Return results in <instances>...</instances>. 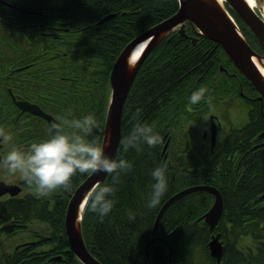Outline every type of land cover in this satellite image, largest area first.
I'll use <instances>...</instances> for the list:
<instances>
[{"label":"trees","instance_id":"16d2710c","mask_svg":"<svg viewBox=\"0 0 264 264\" xmlns=\"http://www.w3.org/2000/svg\"><path fill=\"white\" fill-rule=\"evenodd\" d=\"M50 3L51 0H47ZM76 7L59 8L51 10L53 18L60 22H71L73 42V70L64 72L70 77L68 82L72 83V94L70 98L59 109L58 115L70 116V119H80L89 114H95L100 130H94L93 137L101 143L102 131L105 125L106 114L110 99V73L120 53L145 31L158 25L175 15L179 10V0H74ZM115 14V15H113ZM108 15H112L107 21H99ZM242 23V22H241ZM242 25H244L242 23ZM93 27V29L91 28ZM198 35L189 25L186 28V36L178 32L173 33L161 42L147 57L128 95L124 106L122 118V140L130 133L135 121L132 119L137 109H141L139 119L142 123L154 126L161 137L171 134L175 146L182 148L183 143L178 139L180 130L184 123L186 133L198 129L199 124H205L208 116L212 113L208 104L201 102L196 105L189 103L193 92L201 87L209 89L212 100L215 94H225L220 100L228 101L236 96L238 88L226 85L222 88L213 86L216 82L231 83L243 81L244 84L253 88V85L234 66L223 48L216 42L200 36L194 45L188 36ZM4 47H0V63L3 60ZM71 53V52H70ZM60 65V60L57 61ZM20 64H17L19 66ZM223 66L224 71L220 70ZM236 73V75H232ZM215 81V82H214ZM214 82V83H213ZM191 87V94L186 95L185 102L179 104L173 98H181L183 92ZM17 91V86L14 85ZM248 90V88H247ZM59 96L58 100L64 97ZM259 102L255 103V115H252L250 124L242 130H235L226 142V146H232L234 150L228 152L220 160H201L200 167L191 168L192 160L184 157L177 161L178 168H185L184 173H179L162 197L160 204L154 209H147L145 203L151 193V185L155 182L151 171L155 168L151 164L154 153L160 151L163 142L155 147L143 145V151L135 149L125 151L124 146L119 150L117 160L125 159L133 167L128 173H121L119 181L113 185V176L106 178L101 185H113L116 188L112 211L101 217L97 213L87 212L82 218V230L84 240L89 252L102 264H149L146 257L145 235L148 226L154 221L153 212L159 210L165 203L167 196L176 189H183L201 184H208L221 190L224 199L223 215L218 222L221 229L223 223L231 215L243 213L251 206L252 216L259 215L264 221V202L261 197L264 194V140L258 138V148H254L253 137L256 138L264 130V115L259 111ZM9 113L14 112L11 101L8 103ZM14 119L9 120V127L14 128ZM173 132V133H172ZM255 132V134L252 133ZM246 133L248 136H245ZM245 134V135H244ZM186 139V147L189 150V139ZM121 140V141H122ZM249 142V151L247 144ZM256 144V145H257ZM235 153V151H237ZM244 155L253 157L248 159L250 175L246 174L241 181L218 180L220 170L225 168L227 161H239ZM244 163L237 165L240 169ZM253 174H256L253 177ZM206 200L207 193H201ZM193 196V195H192ZM182 204V203H180ZM177 204L176 206L180 205ZM186 210L185 213H174L175 206H171L166 212L162 227L169 233L177 228L176 240L170 249L175 258L182 259L188 264H205L204 255L198 250L196 255L199 261L193 263V258L188 256L199 243L200 234L191 230L185 231L184 223L193 216L200 218L205 211L211 208L196 199H188L180 206ZM26 208V209H24ZM158 209V210H157ZM32 208L24 203L13 205H0V234L9 233L20 224L25 215L31 213ZM55 212L50 218L63 219V206H56ZM46 213L49 211L46 208ZM136 214L134 221H129V212ZM153 216V217H152ZM148 219V220H147ZM254 219V218H253ZM236 220V219H234ZM252 221V219H251ZM234 225L236 222L233 221ZM202 224V223H201ZM203 225V224H202ZM255 232L253 239L258 236L259 225L253 221ZM182 231V232H181ZM155 236V235H154ZM151 238V233H150ZM163 243V242H162ZM166 245H153V258L151 264H168ZM166 250V251H165ZM185 255V256H184ZM235 260L233 255H230ZM227 259V260H226ZM223 260V264H229V258ZM244 264H264V253L250 255L243 259ZM0 264H81L78 260L72 263H56L41 253H34L29 247L22 248L14 253H3L0 255ZM213 264V262H212Z\"/></svg>","mask_w":264,"mask_h":264},{"label":"flooded vegetation","instance_id":"af4514ba","mask_svg":"<svg viewBox=\"0 0 264 264\" xmlns=\"http://www.w3.org/2000/svg\"><path fill=\"white\" fill-rule=\"evenodd\" d=\"M38 1L0 0V47H4L3 60L0 63V128H3L12 137L7 144L0 143V160L13 147L26 151L32 143L46 140L51 124L45 117L35 112L47 114L59 123L62 116L58 115V111L63 109V104L72 94L73 85L68 82L70 77L63 74L73 70L72 51L70 53L63 48L53 47L54 43L64 40L68 43L69 49L72 48V23L60 22L53 18L50 10L53 8L52 4L49 1L43 2L44 5L41 9ZM243 32L248 42V37L251 34L244 26ZM255 39L256 42L253 40L250 42L253 43L255 51L263 56V46L256 37ZM58 60H60V65H58ZM17 64L20 65L17 66ZM232 75H236V73H232ZM239 79L238 82L231 83L213 82V86L216 88L219 84L223 89L226 88V85L233 87L232 95L234 89H238L235 93L236 96L228 101L220 100L225 94L218 95L216 93L212 100V108H210L212 113L208 116L207 122L200 124L198 131L195 129L192 132L193 142L189 159L192 160L191 168L194 170L200 167L198 162L201 160L209 159L214 163L215 160L226 157L228 152L234 150L232 146L225 144L235 130H242L250 124L251 117L255 115L256 111L255 103L259 102V111L264 115V101L260 100L257 88H252L244 84L243 81L240 82ZM14 85L17 86V91L14 90ZM66 91L69 92L58 100V97L63 96ZM9 101L14 107L12 114L8 110ZM18 103L29 106L20 107ZM231 111L236 112V115H230ZM211 116L215 118V133L210 122ZM66 117L70 119V116ZM11 118L14 119V128L9 127ZM253 134L255 132L252 133V136ZM245 136L248 134L246 133ZM180 141L184 143V141ZM253 142L257 144V135L256 138L253 137ZM254 148H258V144ZM185 150L184 145L178 150L174 145L173 148H170L168 169L178 168L177 161H184L181 153L185 156ZM249 150L248 142L247 151ZM241 158H246V156L242 155ZM85 175L78 174L73 178L71 191L65 192L60 189L46 198H38L18 174L9 175L6 173L5 177L11 180L12 184L19 185L22 190L17 194L4 193L0 197V205L24 203L32 208V212L25 215L19 221V225L16 223V228L9 233H1L0 241L4 235H16L24 232H30L36 238L33 241L15 244V247H11L9 250L3 249L5 253L11 254L29 247L34 250V253L39 252L42 257H47L50 260L56 255L63 254L66 248L72 247L73 242L70 239L69 231H72L70 229L74 222L78 224V217L76 221L72 218L69 223L67 210L72 197L80 188L81 181L86 179L83 177ZM56 206H63L65 210L63 219H59V223L55 222L54 217L50 218L51 213L55 212ZM46 208L49 209L47 213ZM63 262L72 263L73 260L65 255Z\"/></svg>","mask_w":264,"mask_h":264},{"label":"clouds","instance_id":"9594fccd","mask_svg":"<svg viewBox=\"0 0 264 264\" xmlns=\"http://www.w3.org/2000/svg\"><path fill=\"white\" fill-rule=\"evenodd\" d=\"M147 47L146 43L138 45L127 61L129 70L135 68V58ZM209 89L201 87L192 93L191 105L202 101L212 108V96ZM141 109H137L132 119L135 121L130 133L121 141L125 151L135 149L143 151V145L155 147L163 142V138L154 131V126L142 123L139 119ZM94 130H100L95 114L80 119L61 117L60 122H52L46 140L32 143L29 148L21 150L13 147L0 160L9 175H19L32 189L38 198H46L57 190L71 191L73 178L78 174L107 173L113 176V185L119 181L121 173H128L133 165L125 159H113L106 155L98 139L93 137ZM12 139L3 128H0V143L7 144ZM168 165H158L151 171L155 181L151 185V193L145 203L147 209L156 208L168 191ZM113 185L96 183L85 194L81 202L80 214L86 211L97 213L101 217L108 215L114 206L116 188ZM136 214L129 212V221L135 220Z\"/></svg>","mask_w":264,"mask_h":264},{"label":"water","instance_id":"95a60500","mask_svg":"<svg viewBox=\"0 0 264 264\" xmlns=\"http://www.w3.org/2000/svg\"><path fill=\"white\" fill-rule=\"evenodd\" d=\"M229 5L237 12V14L255 31L258 35L260 42L264 49V20L258 16L255 10H253L247 0H226ZM181 8L178 12L167 20L159 23L151 29L145 31L139 35L123 50L119 58L116 60L112 73L110 76L111 86L113 90L112 101L108 113V119L106 124L105 138L103 142V149L109 157L115 159L117 155V145L121 140L122 130V117L123 109L128 98V94L131 90L133 82L141 68L143 62L151 53V51L157 47L164 39L171 35L174 31L179 32L180 35H185L186 23H190L197 28L200 35L211 39L218 44L222 45L227 55L236 65V67L244 74L252 84L258 88L259 92L264 98V73H261L260 69L255 63L254 59L258 58V62L262 63L261 58L257 52L246 42L241 33L237 30L235 24L231 20V17L223 7V5L217 0H180ZM112 16L106 17V19ZM146 43L147 47L143 55L136 61L135 68L129 70L127 61L130 54L133 52L139 44ZM197 39L193 38V43L196 44ZM18 106H29L28 104L18 103ZM39 113L52 124L55 120L44 113ZM212 130L215 133L216 127L214 124V118H211ZM168 143L164 147V154L167 151ZM167 155L165 156L164 163H166ZM163 163V164H164ZM107 173H94L83 184L76 193V198L70 208L69 223L72 221V214L79 209V205L85 197V194L96 183L103 182ZM202 191H209L215 196V203L209 210L207 222L211 227L217 225L222 212H223V197L219 191L210 186H200ZM194 187L181 191V194L189 193ZM11 192L17 194L19 188L16 186L6 185L0 182V196L4 193ZM165 208V206H164ZM163 208V209H164ZM163 213V210H162ZM77 218V217H76ZM76 218H73L76 221ZM78 227L76 222L73 223L72 228ZM71 230V229H70ZM77 233L69 231L70 239L73 242L72 247L76 252L77 257L84 264H101L96 260L88 251L85 242L82 238L80 229H76ZM218 264H221V260Z\"/></svg>","mask_w":264,"mask_h":264},{"label":"bare ground","instance_id":"6f19581e","mask_svg":"<svg viewBox=\"0 0 264 264\" xmlns=\"http://www.w3.org/2000/svg\"><path fill=\"white\" fill-rule=\"evenodd\" d=\"M46 1L47 0H39L38 1V2H40L39 8L42 9L43 5H44L43 2H46ZM51 1H52L51 3L54 4L53 5L54 10H59V8H62V7L66 8V9L67 8L71 9V7H73V6L76 7L74 0H51ZM247 1L250 3V5L253 8L256 7V5H257L256 0H247ZM217 2L222 3L223 0H217ZM31 7H32V5H31ZM263 10H264V6H263ZM113 15H115V14H113ZM109 16H112V15H108V16L103 17L99 21V23L107 21L109 18L106 19V17H109ZM91 28L93 29V27H91ZM71 39L73 42L75 41V38L73 35L71 36ZM141 44H139V45H141ZM53 47L63 48L64 50H66L68 52H71V51L73 52V50H74V45L72 44V48L69 49L68 43L64 40H61L60 42L54 43ZM141 53L142 52H139L137 54V56L135 58V65H136V61L140 58ZM256 63H258L257 60H256ZM143 64H144V62H143ZM143 64H142V66H143ZM258 64L260 65V63H258ZM142 66H141V68H142ZM259 68L261 69V72L264 73V67H262L260 65ZM138 73H137V75H138ZM137 75H136V77H137ZM136 77H135V79H133L134 81L136 80ZM133 84H134V82H133ZM187 94L188 95L191 94V87H189L188 91H186V89H185V91L182 94L183 96L181 98L179 97V98H173V99L176 100L177 102H179V104H180L182 102H185L184 100H185ZM112 95H113V90H112V86L110 84V99H112ZM109 109H110V106L108 105V110H107L108 113H109ZM108 113L106 114L105 124H107ZM182 126L183 127L180 130H178V133H179L178 139L184 141L185 137L187 136V133H186V126L184 123L182 124ZM104 133H105V131L103 130L101 133L102 136H101L100 146L104 142V138H105ZM190 133H192V132H190ZM190 133L188 131V135ZM162 138H163V146H162L161 152L160 151H158V153L153 152L154 158H151V161H150L154 167H157L158 165L162 164V162L165 159V156L170 154V148H173V145H174L173 141H172L173 139H172L171 134L168 133V134L164 135ZM258 138L264 139V130L258 134ZM121 140H122V137H121ZM121 140H120L119 144L117 145L118 151L123 149V144L121 143ZM167 143H168V148H167V151H165L166 154H164V152H163L164 147ZM252 144H254V147L255 146L257 147L256 142H253ZM183 145L186 147L185 141H184ZM175 148L178 150L177 146H175ZM185 151H188L187 147H186ZM254 157L255 156H253V157L247 156V158H241L239 163L237 161H231V160L225 162L226 163L225 165H227V166H225L224 169L222 168L219 171L220 176H219L218 180H222V181H228V180L237 181L238 180V181H241V178H245L246 174L250 175V168H251L250 166L251 165H248L249 164L248 159H251V158L253 159ZM242 163H244L243 166L240 169H237V165L242 164ZM185 170H186L185 168H175L174 170L173 169L168 170V174H167L168 188L170 186L174 187L172 185L171 181H173L174 178H176L179 173H184ZM92 175L93 174H91V175L86 174L85 176H83L86 179L84 181H81L80 187L83 184H85L87 181H90V178L92 177ZM255 175L256 174H253V177ZM99 183L101 184L102 182H99ZM207 185L208 184H201V185L195 184L194 186L187 187L185 189H188L191 187H194V189L191 192L185 193V194H181V191L185 190V189H183V187H181V189H176L175 193L171 192L167 196L168 198L166 199L165 203H163L161 205L159 210L157 209L158 212L157 211L153 212L154 221H153V223L151 222L150 225L148 226L147 233H146L145 238H144V241H146L145 252H146V257L149 261V264H151V258H153V251H152L153 245H156V244L157 245H162V244L166 245L165 249L168 250V252H167V263L168 264H188L186 262L184 263V261L182 259L178 260L177 258H175V256L172 253V250L170 249V247H172V244L176 240V237H175L176 233L178 234L179 231L176 232L177 228H174L169 233L166 229H164L162 227V223L164 221V217H165L166 212L169 210V208L171 206H175V208H174L175 214L178 212H181V214L185 213L186 210L180 206L183 204L184 201L186 202L188 199L194 198L197 200V202L201 201L204 204H206L207 206H210V205L213 206L215 203L214 202L215 196L213 194H211L209 191H202L203 189H201V187H200V186H207ZM17 187L19 188L20 191L22 190V188L19 185H17ZM79 189L80 188H78V190ZM218 190L221 192L220 189H218ZM77 191H76V193H77ZM203 192H205L209 196H211V197H209L210 201L208 199L206 200V198L203 197V195L201 194ZM76 193L72 197V200L68 206V210H67L68 215L70 213L69 211H70V208L73 204V201L76 198ZM261 199H263V196L261 197ZM263 202H264V199H263ZM180 203H182V204H180ZM177 204H180V205L176 206ZM164 206H165V208H164ZM78 207H79V209H77V211L72 214V218L78 217L80 219L81 216H85L86 212L83 215L80 214L81 204ZM162 210H163V213H162ZM223 211H224V202H223ZM251 212H252L251 206H248V210H245V212L243 211V213H237L235 215L229 216V218L223 223V226L221 227V229H219L218 223L214 227H211L210 224L207 222V218H208L207 215L209 213V209L207 211H205L200 218L193 217V216H187L188 218L185 220V223L183 226L185 231L191 230L194 233L198 232V234H200V236H199L200 240H199V243L197 245H195L193 251L190 254L188 252L184 253V254H188V256L194 257L193 263L197 260L199 261V258L197 256H195L196 252L199 250L201 253L200 259L202 258V255L205 256L204 257L205 264H212V262H213V264H218L220 260H221V263L223 264L222 261L225 260L226 258H229V261H228L229 264H244L243 259L245 257H248L250 255L259 256L260 253H264V221H261L259 218L260 216L257 214L252 216ZM222 215H223V212H222ZM222 215H221V217H222ZM234 219H236V220H234ZM251 219H252V221H251ZM233 221L236 222V225H234ZM253 221L256 223L257 226L259 225L258 236L254 239H253V236H254L253 233L255 232V226L253 225ZM55 222L59 223V219H56ZM76 229L77 228H75V229L71 228V230L74 233H77ZM150 233H151V238H150ZM81 234H82V238L84 240L85 238L83 235V230H81ZM84 242H85V240H84ZM74 250H75L74 247L66 248L64 253H63L64 255L63 254L56 255L53 258H50V260L55 261L56 263H60V262H63L65 260V255H66L69 257L70 260L76 259L81 264H84L77 257L76 252ZM3 253H5V251L2 249L0 251V255ZM230 255H233L235 257V260H232Z\"/></svg>","mask_w":264,"mask_h":264},{"label":"rangeland","instance_id":"374dc122","mask_svg":"<svg viewBox=\"0 0 264 264\" xmlns=\"http://www.w3.org/2000/svg\"><path fill=\"white\" fill-rule=\"evenodd\" d=\"M258 7L264 6V0L257 2ZM230 115H236V112L231 111L229 112ZM245 117V116H243ZM7 171L3 168L0 167V182L6 183V184H12L13 182L5 177ZM25 195V193H23ZM35 236H33L30 232H24V233H19L16 235H4L2 237V240L0 241V251L2 249L9 250L11 247H15V244L17 245L18 243H25L30 241L35 240Z\"/></svg>","mask_w":264,"mask_h":264}]
</instances>
